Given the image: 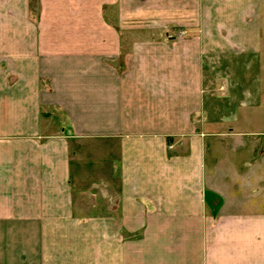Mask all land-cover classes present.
<instances>
[{"label":"crops","instance_id":"0c3cea01","mask_svg":"<svg viewBox=\"0 0 264 264\" xmlns=\"http://www.w3.org/2000/svg\"><path fill=\"white\" fill-rule=\"evenodd\" d=\"M0 264H264V0H0Z\"/></svg>","mask_w":264,"mask_h":264},{"label":"rangeland","instance_id":"374dc122","mask_svg":"<svg viewBox=\"0 0 264 264\" xmlns=\"http://www.w3.org/2000/svg\"><path fill=\"white\" fill-rule=\"evenodd\" d=\"M110 11H112L113 15L115 14L114 9H110ZM155 11L158 12L157 17H159L161 19V16H162V10L161 9H159V10H154L152 8L147 9V12H150V13L155 12ZM156 23H157V21H155V20L149 21V22L148 21H141V22H138V24H136V25L130 24V25H128L127 28L130 29L132 27L131 32L146 33L149 35L164 32L165 30L163 29V26L162 25L158 26V25H156ZM182 31H184V30H182ZM42 114H43V119H44V121H43L44 126L47 127L48 129H51L52 132L53 131H60L63 126L64 127L68 126V125H66L67 121H66L63 113L58 108H55V107L45 108L43 110ZM90 193L92 194V192H90ZM101 202H104V201H101ZM91 212L96 213L95 210L91 211Z\"/></svg>","mask_w":264,"mask_h":264}]
</instances>
